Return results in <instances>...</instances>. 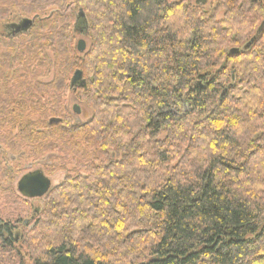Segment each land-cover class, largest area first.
I'll list each match as a JSON object with an SVG mask.
<instances>
[{"label":"trees","instance_id":"obj_1","mask_svg":"<svg viewBox=\"0 0 264 264\" xmlns=\"http://www.w3.org/2000/svg\"><path fill=\"white\" fill-rule=\"evenodd\" d=\"M212 2L206 11L191 0H0V24L25 3L37 24L68 29L75 13L86 25L91 47L70 49V69L87 81L91 118L50 125L48 137L73 141L76 163L92 170L54 188L47 213L128 229L120 246L140 239L127 264H264V30L248 52H229L256 35L264 3ZM66 237L34 264H113Z\"/></svg>","mask_w":264,"mask_h":264},{"label":"rangeland","instance_id":"obj_2","mask_svg":"<svg viewBox=\"0 0 264 264\" xmlns=\"http://www.w3.org/2000/svg\"><path fill=\"white\" fill-rule=\"evenodd\" d=\"M212 1L191 0V3L208 11L214 6ZM12 8L6 24H0V35L4 32L3 26L33 16L24 15L25 3ZM47 13L50 17L57 10ZM69 13L67 20L71 18L72 12ZM222 15L223 12L218 13L217 19L221 20ZM73 16L68 29L63 21L44 26L37 24L40 20L36 19L31 30L12 39L13 46L3 47L2 42L10 41L0 38V64L7 60V68L0 66V221L10 232L0 236L6 240H0V264H34L35 257L41 253L44 256V247L60 243L64 235L72 239L78 250H84L90 256L113 264H127L133 258L128 253L130 247H135L140 239L120 246L128 229H122L125 232L120 236L114 233L115 229L105 228L103 222L98 225L94 220L73 226L67 221L51 218L47 213L53 203L49 204L48 196L54 188L69 176L88 175L92 170L84 162L76 163L80 154L73 141L67 143V137L63 140L48 137V127L57 125L49 124L51 119L61 118L62 127H74L91 118L89 97L79 89H70L73 76L70 49L74 48L80 56L76 50L79 41L84 40L86 49L91 47L89 33L75 32ZM49 42L52 46H47ZM30 44L34 47L32 51L27 48ZM28 51L36 54L37 60L33 64L26 57ZM74 105L80 108L78 115L73 112ZM87 151L91 153L90 149ZM37 171L50 181L51 190L39 200L27 199L17 192V183L25 174ZM58 211L60 208L55 206L53 214Z\"/></svg>","mask_w":264,"mask_h":264},{"label":"water","instance_id":"obj_3","mask_svg":"<svg viewBox=\"0 0 264 264\" xmlns=\"http://www.w3.org/2000/svg\"><path fill=\"white\" fill-rule=\"evenodd\" d=\"M36 18H38V16H35L33 19L21 18L16 23L5 25V29L9 30L10 32L9 37H16L23 33H27L33 28V23ZM79 19L85 20L82 10L78 14L77 20ZM259 27L260 28L258 29L256 35L252 37L246 45H244L241 49L230 50V54L232 56H237V54L241 52H248L252 43L256 40V37L260 35V33L264 30V22H262ZM76 50L79 54H83V52L86 50L84 40L77 43ZM223 69L224 67L222 66L221 68H219L218 72L222 71ZM86 85L87 81L83 79L82 73L78 70L75 71L71 79V89L73 88V90H84L86 88ZM73 112L77 115L80 113V108L78 105L73 106ZM59 122V119H51L49 124H58ZM50 187V181L40 171L25 175L18 183V192L27 199H41V197L45 196L51 190Z\"/></svg>","mask_w":264,"mask_h":264},{"label":"flooded vegetation","instance_id":"obj_4","mask_svg":"<svg viewBox=\"0 0 264 264\" xmlns=\"http://www.w3.org/2000/svg\"><path fill=\"white\" fill-rule=\"evenodd\" d=\"M78 22V21H77ZM4 27V29H3V35H5L6 37H8V38H15V37H9V34H10V32H9V30H7V29H5V26H3ZM75 32L76 33H78V34H80V35H87V33H86V25H83L82 26V24H78V26L76 25V30H75ZM37 172H39V171H37ZM30 173H35V172H30ZM30 173H27V174H30ZM27 174H25V175H27ZM24 175V176H25ZM24 176H22V178L24 177ZM21 178V179H22ZM20 179V180H21ZM20 180L18 181V183L20 182ZM18 183H17V192H18ZM19 193V192H18ZM21 195V194H20ZM22 196V195H21ZM35 199H37V198H35ZM37 200H39V199H37ZM25 225H26V222L24 223ZM12 236H14V234H12Z\"/></svg>","mask_w":264,"mask_h":264}]
</instances>
